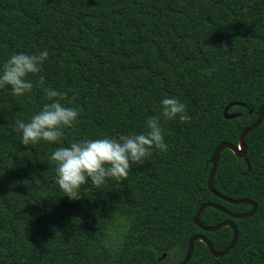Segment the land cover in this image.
<instances>
[{
	"label": "trees",
	"instance_id": "16d2710c",
	"mask_svg": "<svg viewBox=\"0 0 264 264\" xmlns=\"http://www.w3.org/2000/svg\"><path fill=\"white\" fill-rule=\"evenodd\" d=\"M44 48L30 92L0 89V264H180L198 232L225 248L232 228L204 230L194 215L205 201L233 213L252 207L213 193L208 175L215 147L237 145L264 103V0H0V61ZM41 75L78 109L64 145L139 132L165 95L189 119L161 120L167 150L153 149L119 181L86 182L70 199L47 159L59 145H22L15 129L44 102ZM232 102L228 112L239 114L226 118ZM244 140L250 170L224 148L213 185L257 210L234 218L206 207L202 223L232 218L238 238L222 256L197 239L186 264H264V118Z\"/></svg>",
	"mask_w": 264,
	"mask_h": 264
},
{
	"label": "clouds",
	"instance_id": "9594fccd",
	"mask_svg": "<svg viewBox=\"0 0 264 264\" xmlns=\"http://www.w3.org/2000/svg\"><path fill=\"white\" fill-rule=\"evenodd\" d=\"M48 55L47 48L10 53L0 61V89L8 87L14 96L30 92L33 81L28 76L42 71ZM37 86L42 88L44 102L26 121L17 119L15 129L22 145H36L38 141L59 145L47 159L55 165L56 185L70 199L79 197L78 190L86 182L99 187L108 178L119 181L127 177L132 166L143 165L153 149L167 150L161 120L189 119L185 104L176 96L165 95L159 101V115L147 116L143 130L139 132L83 138L64 145L60 138L64 129L71 127L78 118V109L62 103L66 95L64 91L44 86L42 75L38 77Z\"/></svg>",
	"mask_w": 264,
	"mask_h": 264
},
{
	"label": "water",
	"instance_id": "95a60500",
	"mask_svg": "<svg viewBox=\"0 0 264 264\" xmlns=\"http://www.w3.org/2000/svg\"><path fill=\"white\" fill-rule=\"evenodd\" d=\"M234 102L230 103L227 105V107L224 109V116L226 118H232V117H235L237 116L239 113L237 112H228V107L230 105H232ZM264 118V103L261 104L259 106V108L257 109V118L256 120L245 126L241 132H240V135H239V140H238V144L237 145H234L233 143L229 142V141H223V142H220L216 147L215 149L213 150L210 158H209V161L212 163V167L210 169V172H209V175H208V187L209 189L217 194L218 196H221L223 197L225 200L229 201V202H233V203H249L252 205L251 209L249 211H246V212H242V213H233L231 211H229L228 209L225 208V206L219 204V203H215V202H211V201H205V202H202L197 210H196V213L194 215V221L195 223L202 229L204 230H215V229H218V228H221L223 226H230L233 230V236H232V239L230 240V242L228 243V245L221 249V250H218L214 247V244L212 243V241L209 240V238L202 232H198L194 235H192L189 239V243H188V248H187V251H186V254L182 260V262L180 264H186L188 262V260L190 259L192 253H193V250H194V242L195 240L199 239L201 241H203L209 252L214 255V256H222L223 254L227 253L233 246L234 244L236 243V240L238 238V228H237V225L235 223V221L232 219V218H229V219H226V220H223L221 222H218L214 225H206L204 223H202L199 219V216L201 214V212L206 208V207H215V208H218V209H221L223 211H226L228 212L232 217L234 218H244V217H248V216H252L256 210H257V203L255 201H253L252 199L250 198H247V197H241V198H232V197H229L227 195H224V194H221L220 192H218L215 188H214V185H213V177H214V174H215V171H216V167H217V164H218V159H219V155H220V152L222 149L224 148H229L231 149L237 156L239 157H243L246 164H247V170H246V173L250 170V162L247 158V146H246V143H245V136L254 128H256L260 123L261 121L263 120ZM165 255V253L163 254V256Z\"/></svg>",
	"mask_w": 264,
	"mask_h": 264
}]
</instances>
